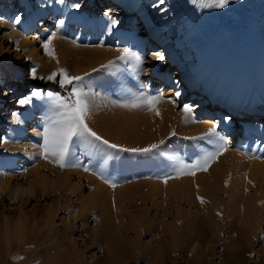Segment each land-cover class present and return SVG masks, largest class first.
Here are the masks:
<instances>
[{"label": "rangeland", "instance_id": "374dc122", "mask_svg": "<svg viewBox=\"0 0 264 264\" xmlns=\"http://www.w3.org/2000/svg\"><path fill=\"white\" fill-rule=\"evenodd\" d=\"M54 1L57 7L37 16L38 26L24 35L11 40L6 29L0 28V97H5V91L15 84L12 95L3 98L0 107V186L3 183H8L9 187L33 184L34 188L33 195L22 201H12L8 192L0 195V264H264V178L251 175L253 165L264 166V140L254 134L248 139L240 129L229 141L230 133L218 125L219 117L206 114L207 109L214 112L220 109L206 103L195 109L199 106L194 97L200 96L197 90L186 89L182 97L177 98L176 93L181 89L171 87L162 77L166 68L154 69L151 54L145 55L120 41L122 33L142 32L134 23L138 17L137 7H142L143 0H131L130 9L124 6L127 0ZM28 2L32 6L34 0ZM215 3L216 0L163 2L187 32L196 27V30L202 29L197 42L194 41L200 49L198 64L208 59L204 67L208 72L218 69L234 77L245 59L251 68L253 53L264 38V0H228L222 8ZM90 19L107 23L110 33L93 30ZM60 20L64 23L57 27ZM113 21L117 22L115 26ZM53 32L56 37L51 47L57 59L45 55L42 47ZM219 38H222L221 43ZM124 48L134 54L132 59H117ZM166 59L173 67L169 58ZM15 60L19 61V66L15 65ZM109 61L114 62L111 68L100 69ZM32 67L36 69V79L31 76ZM59 69H66L72 76L91 74L85 80L96 94L97 107L89 120L101 125V116L109 113L117 141L126 137L134 146L143 143L147 148L159 144V149L149 154L107 150L111 153L109 158L103 153L87 155L88 150L78 145L69 158V166L64 169L45 160L40 155L43 139L39 133L47 115V93L64 95L67 89L39 77H47ZM93 69L100 70L94 72ZM173 69V75L178 74L180 78V72ZM33 90L42 95L33 97L28 105H19L18 100L27 98ZM160 92L164 93V98L157 108L160 104L166 106L170 115L158 117L152 123L147 121L154 112L118 106L140 93L156 95ZM186 106L191 108L187 114L183 110ZM127 117L137 120V126H130L125 121ZM232 117L231 123L236 126L243 121ZM89 120L91 127L94 123ZM249 120L264 125V115H253ZM21 125L25 126L24 138L17 134ZM213 126L216 136L211 139L226 141L227 150L207 171L170 178L167 183L149 176L150 167L157 160H162L160 172L174 175L176 159L192 163L205 153L215 151L218 144L204 137ZM35 135H39L36 141ZM161 141L164 143L160 144ZM77 161L78 165L72 166ZM237 166L241 170L238 171ZM85 167L90 171H84ZM216 176L220 179L216 187L218 193L216 198H211L207 190ZM45 177L57 184L54 191L40 185ZM197 177L205 190L200 185L194 192L197 199L202 197L203 203L201 199L192 206L187 202L177 205L166 201L163 206V201L156 200L153 194V182L161 181L168 187ZM105 180H111L115 187H110ZM133 184L138 186L135 191L131 188ZM69 185H76L74 194L67 192ZM122 193L127 198L119 202L117 197ZM108 196L115 203L111 219L104 221L101 204ZM82 207H88L83 214ZM179 213L198 214L199 222L192 231L188 224L178 223ZM74 214H79V218L73 217ZM209 215L213 217L212 222ZM139 220L144 221L143 225ZM18 221L25 226V236L21 241L6 240L3 234L6 224L12 228ZM136 222L141 223V229H136ZM201 225L208 238L194 239L192 234H199ZM175 226L178 230L173 238L171 228Z\"/></svg>", "mask_w": 264, "mask_h": 264}, {"label": "bare ground", "instance_id": "6f19581e", "mask_svg": "<svg viewBox=\"0 0 264 264\" xmlns=\"http://www.w3.org/2000/svg\"><path fill=\"white\" fill-rule=\"evenodd\" d=\"M28 1L29 0H0V13L2 16L0 17V28L6 29L7 35L9 36V38H11V40L19 37V35H24L26 32H29L32 29H34L35 26L37 25V21H36L37 16L41 17V15L43 16V14H45L48 9L57 7V4L55 3L54 0H34L32 6L30 5L31 3ZM131 2H132L131 0H127L125 2L124 6L126 9L132 8ZM14 3H16L15 6ZM17 8H21L20 11H18ZM138 8L139 7H137L138 17L135 20L134 25L135 26L139 25L140 29L138 30H141L142 32L134 31L133 33H129V32L122 33L120 34V41L127 42L132 47H136V51L140 50L145 55H147L148 53L151 54V60L153 62L154 69L158 70L162 66H164L166 68V72L162 77L166 80V83L171 87H179V89H181L179 91L180 95L177 98H181L182 91H186V89H189L190 91L197 90L200 96H194V97L196 98L195 102H197L199 106H197L195 109H198L202 103L209 104L211 108L220 109L221 111H216V112L209 111L207 109L206 114L207 116L212 114V115H217V117H219L218 125L223 126L225 130L228 133H230L231 138L229 139V141L233 139V137H235L236 134L239 133L240 129H243L245 131V137L248 139L249 137L251 138L252 135L254 134L257 137H260L262 140H264V125H258L256 121L250 122L249 120V117H252L253 115H257V116L264 115V38L262 39L261 42L258 43L256 47V51L253 53V57H252L253 60L251 62L250 69L248 66V62H246L245 59L243 62L242 69L239 72H237L234 77L228 75L226 71L219 72L218 69H213L212 71L208 72L206 69H204L208 59L204 60L203 63L199 65L197 60L199 58L200 49L194 45V43L197 42V37H199L200 35V32L202 30L201 28L197 30H196L197 27L195 29L192 28L194 29L193 31L191 29L192 32L190 33L187 32L184 29V24L181 23L179 19H176L173 16V14L170 12V10H167L165 4L160 3V0H143L142 7L139 9ZM4 17H7L8 19H3ZM16 17L20 18L18 23L16 22ZM90 22L92 24V29L95 31L98 32L102 31L103 33H106L108 31L110 33L111 31L110 28L109 30H107L108 24L103 23L101 20L99 21L97 19H92ZM198 25L200 27V24ZM140 35L145 36L146 38H141L139 37ZM23 40L25 42L28 41L27 38H24ZM221 40L222 38H219L220 43ZM202 42L203 40L201 39V42H199L198 44L201 46L203 44ZM208 50H209V46L207 48V51ZM156 52L163 53L165 59L163 61L156 60L154 56ZM167 57L170 60L169 63L170 64L173 63L174 64L173 67L180 72L181 75L180 78L178 74H176L175 76L173 75L172 72H174V69L171 65L166 63ZM14 63L16 66H19V61L15 60ZM32 69L33 67L31 68V70ZM22 73H23V68L21 67L20 68L21 81L23 80ZM14 86L15 84H12L11 88L5 91V97L2 96L0 97V107L2 106L3 98H8L10 97V95H12ZM184 86L186 88H184ZM159 106L160 107L158 108V110L160 112V115L157 116L155 114L154 116L150 117V119L148 118L147 121L148 123L154 122L155 119L158 117L170 115V110L166 106L162 104H160ZM107 111H110V109H107ZM223 112H226L229 115H226V113ZM103 115L105 116L102 117ZM103 115L101 116L102 119L99 122L101 123V125H96L93 121H91L92 119L90 120L88 119L89 122L91 121L90 123L92 122L94 123V125L92 124L93 126L96 125V127L93 126L91 127H93L92 129L95 132H97L100 136H102L104 139H107L110 143L117 144L121 147L146 148V145H144L143 143L136 144L134 146L133 143L130 140H128L126 137L123 138L122 141H117L113 137L115 131H114V124H111L113 122L112 115L111 117L109 113H105ZM230 116H233L232 118L236 117L238 118V120L243 119V121H240L239 126H236L233 123H231ZM226 118H230V119H226ZM125 121L130 123V126L133 125L135 126L136 124L139 123V122L137 123V120H134V118L132 119V117H127ZM24 127L25 126L23 125L19 127V130L17 131L19 137L24 136L25 133ZM38 136L39 135H35L34 141L39 139ZM161 162L162 160H157L156 162H154L151 165L148 173L150 177L153 176L154 178L158 177L160 178V180L163 181V178L169 174L160 172V168L162 166ZM239 167L242 168L243 165H240ZM239 167L237 166V169ZM240 168L238 169V171L241 170ZM235 171H237L236 168ZM158 172L160 174L157 176ZM251 175L253 177L263 176L264 178V166L253 165L251 167ZM194 179L195 178H193V180L191 179V181H186L182 184H173L168 187H164L161 184L162 183L161 181L160 183L157 182L158 184L153 182L152 183L154 189L153 194L156 195V200L163 201V206H164V202L168 203L171 201L172 202L174 201L177 205L182 204V202H187L190 203V205L192 206L193 202L195 203L196 200L197 201L200 200L197 199L194 190L198 189L200 185L202 189L204 188V186L202 187L203 183L200 184L197 182L198 180L199 182H201L200 181L201 179H199V177H197L196 180ZM40 183H41L40 185L43 188L50 189L51 191H54L57 188V184L55 183V181H52L46 177L43 178ZM7 184L5 183L1 184L0 195H2L5 192H8L7 194L9 195V198L12 201L13 200L22 201L25 199H29L30 196H32L34 193L33 184H28L27 186L15 185L14 187L13 186L9 187V185ZM219 184H220V179L219 177L216 176L214 182L207 190L211 198H216L217 196L216 194L218 193L216 187ZM134 185L135 184H133V187H131L133 191H135V188L138 187L137 184H136L137 187ZM76 189H77L76 185L67 186V192L69 194H74ZM142 189L143 187L141 188V190ZM200 192L201 191H199V193ZM201 194L202 193H200V195ZM126 198L127 195L125 193H122L117 197V200L119 202H122ZM112 202L113 199L111 197L109 198L108 196V198H106L101 204V211L103 212L105 219L104 221L111 219L112 207H113L112 204L115 203ZM128 202L130 203V201ZM196 203L198 204V202ZM90 206L91 205H88V207ZM88 207L85 208L82 207L81 209L82 214L86 212V209H88ZM255 211L258 212L257 207L256 210L254 209V212ZM73 217L78 219L79 214H74ZM198 218H199L198 214L179 213L176 219L178 220V223L188 224L190 227L189 230L192 231L195 228V225L199 222ZM212 218L213 217L209 215V221L211 220L212 222L213 221ZM140 222H136V229L137 227L138 229L139 228L141 229L144 221L141 222L142 225ZM203 226L201 225L199 229V234H197V232L195 234H192V237H195L194 239L200 240L201 238L202 239H206V237L208 238V234L205 232V227ZM171 230L173 234L172 236L174 238L175 234H177L178 228L175 226L172 227ZM3 234L6 240L21 241V239L25 236V226L23 225L22 221H18V223H15L12 228L7 223Z\"/></svg>", "mask_w": 264, "mask_h": 264}, {"label": "snow or ice", "instance_id": "6c2138e0", "mask_svg": "<svg viewBox=\"0 0 264 264\" xmlns=\"http://www.w3.org/2000/svg\"><path fill=\"white\" fill-rule=\"evenodd\" d=\"M63 2V0H61ZM164 0H160L163 4ZM195 2V0H193ZM228 3V0H216V7H224ZM78 7V5H76ZM19 17H16V22H19ZM63 20L58 22L57 27L62 26ZM117 22L113 21L112 25L115 26ZM56 33L52 35L42 44L45 55L51 59H57L55 51L51 47L52 40L55 39ZM155 59L163 61L165 59L163 53L156 52L154 54ZM134 54L128 49L124 48L121 50V55L117 58L121 61H127L132 59ZM136 59H139L136 57ZM58 62V61H57ZM114 62L109 61L108 64H103L100 69H109L113 66ZM100 69H93V71H99ZM147 71V70H144ZM91 75L85 73L83 76H72L66 69H59L53 71L47 77H39L41 80H47L52 83L59 85L60 89H67L66 94L61 93H47V115L43 122V130L39 135L43 139V143L40 145V155L52 164L64 169L69 166V158L74 155V149L76 146H83L88 151L87 155H93L95 153H103L110 158L111 153L107 150H114L115 152H128L132 154H149L159 149V144L149 145L147 148H123L117 144L110 143L107 139H104L97 132L93 131L89 127L88 119L92 115V112L97 105L95 104L96 94L92 92L89 85L86 83L85 78ZM31 76L36 79V69L31 70ZM42 93L33 90L31 95L27 98L19 99L18 103L21 106L28 105L32 102L33 97H39ZM180 93L177 92L176 96L179 97ZM164 93L160 92L156 95H149L140 93L139 95L133 96L127 103L119 104L121 107H131L135 109H143L154 112L157 116L160 112L157 105L163 100ZM171 102V101H170ZM184 112L187 114L191 111L190 107H185ZM16 115L15 113L13 114ZM230 119V118H226ZM175 135V132L172 133ZM216 136V128L213 126L206 133L205 138H209V142L218 144L215 151L207 152L200 158L196 159L192 163H185L182 160L176 159L174 164V175L169 174L163 178V182L167 183L170 178H179L182 175L194 176L196 171H207L211 163L215 162L218 156L222 155L226 148V141H217L214 138ZM187 139H197L195 137H188ZM161 141L160 144H163ZM174 159V158H169ZM73 164L72 166H77ZM84 171H90L89 168L85 167ZM110 187H115V184L111 180H105ZM201 203H203V199ZM19 259H23L20 257Z\"/></svg>", "mask_w": 264, "mask_h": 264}]
</instances>
